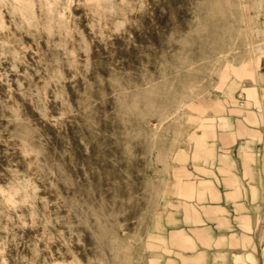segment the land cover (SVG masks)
I'll use <instances>...</instances> for the list:
<instances>
[{
	"label": "rangeland",
	"instance_id": "rangeland-1",
	"mask_svg": "<svg viewBox=\"0 0 264 264\" xmlns=\"http://www.w3.org/2000/svg\"><path fill=\"white\" fill-rule=\"evenodd\" d=\"M79 1L0 0V264H264V0Z\"/></svg>",
	"mask_w": 264,
	"mask_h": 264
},
{
	"label": "bare ground",
	"instance_id": "bare-ground-1",
	"mask_svg": "<svg viewBox=\"0 0 264 264\" xmlns=\"http://www.w3.org/2000/svg\"><path fill=\"white\" fill-rule=\"evenodd\" d=\"M17 1V0H16ZM19 1V0H18ZM73 1V0H72ZM74 1H79V0H74ZM87 1H90V0H87ZM97 1V0H96ZM80 2V1H79ZM91 2V1H90ZM17 3H19V2H17ZM20 5V4H19ZM20 8V7H19ZM3 187H4V184H0V193H1V195H3L4 193H5V195H6V197H7V199H8V202L9 203H15L16 201H15V197H14V194L11 192H5L4 191V189H3ZM48 237V236H47ZM48 241V240H47ZM57 259V258H56ZM6 260V259H5ZM54 260V259H53ZM54 263L55 264H64V263H62V262H60V261H58V260H55L54 261ZM69 264V263H68ZM71 264H73V263H71Z\"/></svg>",
	"mask_w": 264,
	"mask_h": 264
}]
</instances>
